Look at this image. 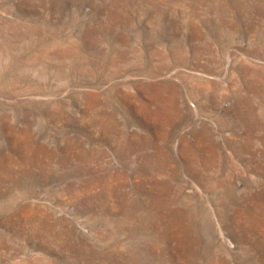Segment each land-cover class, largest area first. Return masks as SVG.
I'll return each mask as SVG.
<instances>
[{"label": "rangeland", "instance_id": "rangeland-1", "mask_svg": "<svg viewBox=\"0 0 264 264\" xmlns=\"http://www.w3.org/2000/svg\"><path fill=\"white\" fill-rule=\"evenodd\" d=\"M0 264H264V0H0Z\"/></svg>", "mask_w": 264, "mask_h": 264}]
</instances>
